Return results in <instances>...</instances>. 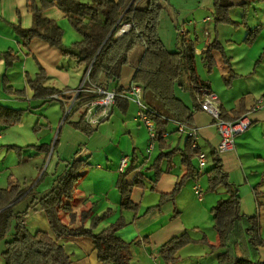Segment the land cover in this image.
<instances>
[{
    "label": "trees",
    "instance_id": "16d2710c",
    "mask_svg": "<svg viewBox=\"0 0 264 264\" xmlns=\"http://www.w3.org/2000/svg\"><path fill=\"white\" fill-rule=\"evenodd\" d=\"M256 1L264 2V0H246L239 7L244 8ZM132 2L133 0H90L89 2L40 0L41 6H38L34 0H29L28 9L33 15V24L28 29H18V35L26 48L33 40L39 39L60 50L63 57L75 63L76 69L83 70V78L89 72L84 85L86 90L108 87L112 82L111 84L116 85L115 89L120 94L125 91L120 86L123 69L129 64L133 51L139 47L144 48L145 52L138 64L133 83L142 87L144 92L152 94L174 121L196 127L194 113L198 109L202 110L205 92L212 91H210V82L203 80L197 72L195 41L184 39L183 50L170 51L159 33L164 10L161 1L135 0L133 4ZM213 6L216 26L231 25L239 28L243 25L230 17V11L235 7L232 0H214ZM53 7L58 8L69 19L72 27L82 37V41L70 47L63 45V29L55 21L44 17V12ZM125 24L132 25L131 31L117 38L116 34ZM261 30L260 26L249 29L244 42L252 45ZM200 57L209 73L217 67L218 57H220L225 64L224 70L228 71L226 81L230 82L232 78L237 77L232 69L230 58L225 54L224 46L219 40L207 42L202 48ZM16 59L15 56L9 58L7 67H10ZM184 73L189 80L188 92L194 103L193 108H190L175 93L176 86L186 90L181 82ZM46 79L47 73L41 67L34 78L28 77V85L34 92L35 99H46V103L54 100L52 96L59 95L60 100L61 98L68 99L69 102L73 100L74 96L64 95L62 91L46 86ZM4 87L8 93L22 94L9 87L6 80ZM97 98L98 96L92 92H81L76 99L77 105L65 117V123L70 124L86 137H91L95 132V126L87 124L84 116L79 115L76 121L72 119V116L77 114L79 106ZM116 104L127 107L128 102L118 97ZM66 112L67 110L65 114ZM246 112L245 104L241 100L238 110H234L232 114L221 111L220 118L233 121L244 116ZM23 113L24 110L0 104V126L7 128L20 123ZM151 119L154 121L156 131L154 142L159 151L153 164L148 168L154 172L153 185H156L162 174L172 171L173 158L177 153L181 154V165L185 169L173 192L161 195L159 204L154 207L159 208L165 201L174 200L189 180H196L201 176V170L195 166V161L203 152L199 143L196 148L193 147L192 139L189 137L182 151L177 147L172 148L164 138L169 120L156 114L155 111ZM38 126L41 125L37 123L35 129ZM57 143L58 138L52 153L55 152ZM30 147L37 148L39 152L45 154L47 159L52 144L30 145L25 148L13 147V149L22 156L23 149ZM211 157L212 166L208 168L207 165L202 174L208 179L207 190L215 192L223 188L228 197L218 201L211 209L213 227L217 235L216 244L209 243L206 236L201 239L202 243L209 245L212 251L222 250L217 260L218 264H264V259L261 258L264 239L260 235L259 216H248L241 212L239 190L229 180L218 150H213ZM164 161L167 162V167L165 171H162L161 166ZM87 165V161L82 159L69 162L50 191L41 197L37 196V188L43 177L30 191L19 182L11 183L7 188H0V242L5 240L12 229L14 230L3 252L4 264H76L63 242L82 238L90 239L92 250L97 252L102 264H131L132 244L122 241L117 236V233L128 225L124 216L120 215L115 223L96 232L95 229L99 224L112 215V210L108 209L97 214L93 205L79 213L74 210L78 185ZM137 169V159L133 156L116 183L120 194L119 210L132 212L134 221L140 217L138 216L139 206L132 201L133 190L146 189V178L143 173L136 174L132 181L127 180ZM45 174L46 172L43 176ZM151 189L154 190V187L152 186ZM22 205H26L24 210L17 211V208ZM37 206L38 211L45 214L50 232L42 230L31 232L28 229L24 217ZM154 208H149L148 211ZM64 216L67 222L64 221ZM192 243L200 242L193 239L188 232L183 233L163 244L159 248V256L165 264H177L180 260L179 252Z\"/></svg>",
    "mask_w": 264,
    "mask_h": 264
},
{
    "label": "crops",
    "instance_id": "0c3cea01",
    "mask_svg": "<svg viewBox=\"0 0 264 264\" xmlns=\"http://www.w3.org/2000/svg\"><path fill=\"white\" fill-rule=\"evenodd\" d=\"M34 1L38 6H41L40 0ZM164 1L165 6L167 7V15L170 16V20L172 21L175 29H185V34L181 35V37L188 41H192V37H195V53L197 56H200L202 51L200 45H205L207 42L211 41V39H217L221 42L218 30L219 25H214L213 20L205 22V20L211 15L207 14L204 16V14L209 12V10L214 12V0H199V4L196 6V11H192L190 3L184 4L183 2H180L179 8L181 9H177L176 7L173 8L170 6L168 0ZM232 1L235 5L234 8L241 9L242 7H239L240 4L244 3L246 0ZM256 4L262 5L260 6V10L264 11V2H256ZM28 6L29 0H0V84L5 85V80L8 86L12 88H14V84H26L27 96H30V99L35 100L34 92L29 87L27 80L28 77L34 78L41 67L47 73V79L45 81L46 86L56 88L59 91H62L64 95L74 96L75 98L77 90H79L81 85L84 83L83 74L80 84L73 88L71 86H74L75 84H70V73L73 70H83L76 69V65L73 61H69L63 57L60 50L52 47L44 41L35 39L28 48L23 45L22 39L18 35V29H28L33 24V15L29 11ZM256 9L257 8L255 7V10ZM198 10L201 11L203 15L202 13L196 15ZM44 17L55 21L63 29V45L65 47H70L74 43L82 41V37L69 23V19L65 17V15L58 8L53 7L46 10L44 12ZM251 26L252 28L244 27V29H253L255 24ZM257 26H260L262 30L252 45H247L244 42L245 38L242 41H235L234 34L230 33H226V35H224V38L227 40L226 44L221 42L224 46L225 54L230 58L232 69L237 77L232 78L230 82L226 81L228 71L224 70L226 72L225 75L227 76L224 75L223 79L225 82L223 86L219 87V89L215 88L213 84H211L210 80L206 81L210 82V91L219 97L221 102V111L226 112L227 114H232L234 110H238L242 100L247 111L245 115H247L251 120L248 130L236 138L234 150L219 153V155L222 160L224 170L228 173L229 180L238 188V190L242 186L247 188L244 196H242V191H239L241 198V212L248 216H259L260 235L264 239V110L256 112L252 111L255 103L263 98L264 75L256 71L254 66L251 67L255 57H257V54L260 51L262 53L264 52V20L262 19ZM160 28H163L162 24H160ZM161 29L160 36L162 34ZM200 33H204V35L202 36ZM120 34H123V31L120 32ZM167 36L170 41H173L174 37L172 33L171 35L167 33ZM232 45L233 48L229 50L228 47H232ZM183 48L184 46L182 47V50ZM144 52L145 49L139 47L131 54L129 64L123 69L122 79L120 82V86L123 90L126 91L134 84L133 77ZM13 56L17 57V59L11 63L10 67H7V64H9L8 59ZM236 61L238 63L240 62L241 65H245V67H238ZM252 78L261 84L238 83L239 81L245 82ZM111 83L112 82H110L108 87H103L107 89H115L116 85ZM3 85L2 88L5 89ZM185 88L187 91L183 90L180 86H176L175 93L190 108H193L194 103L192 97L190 92H188V87L185 86ZM231 91H234L232 92L233 94ZM2 94L4 93L2 92ZM11 98L12 97H4L3 99L0 95V104H4L13 109L25 110L22 107L16 108L14 105V103L22 100L21 97L15 99ZM37 100L39 101L37 102V106L35 108L31 106L29 107L30 112H40V116L43 118L45 116V113H43L45 108L51 107L54 114H62L63 123L61 131L58 133L56 150L52 153L56 141H50L51 135H49V133L53 130V124L51 121L47 130L49 132L42 138L40 137V139H37L36 141L31 139L28 143L24 144L20 141L17 142L18 144H22L20 145L21 148L30 145L39 146V144H52L50 156L52 158V156L57 152V161L55 164L57 170L60 168L62 161L65 162L61 174H53L54 179L50 189L54 185L57 178L64 173L69 162L74 159L86 160L88 168L86 167L87 169L83 170V176L79 182L76 193L77 202H75L74 210L80 212L81 210L93 205L94 211L97 214H101L108 209L112 210V215L116 212H120V215L124 216L128 225L121 229L117 233V236L122 241L132 244L131 264H165L159 256V248L173 237L188 232L190 230V226H193L191 227L192 230L200 228V225L198 224L189 226L187 221L184 219L185 216L183 217V214L189 208H194L196 203L204 204L205 202H209V194H206L207 199H205L203 194V199L199 200L198 197L195 196L194 191V187L196 185L200 186L202 189V179L205 177L202 174L205 170L201 171V176L198 179L189 180L184 188L177 193L174 200H167L159 208H154L159 204L162 194H170L173 192L178 180L185 173V169L181 165V154L177 153L173 158L174 167L172 171L167 174H162L156 185H153L152 181L154 180V172L148 170V168L153 164L159 154V151L157 149V145L155 144L154 149L157 151V154L155 158L152 159L150 156L153 151L151 153H147V146L150 143V139L147 140V145L144 146L143 149L139 146L141 145V142L137 137L142 138V135L147 134V130L145 131L141 128V123L137 120L140 108L136 102L123 98V100L128 102L127 107L115 104L110 118L95 126V132L91 137H86L84 134L68 124V127L66 128V136L61 142L62 131L65 129L67 124L65 123V111L70 108L72 101L69 102L68 99L65 100L64 98H61V100L54 99L51 102L47 101L46 103V99ZM30 101L31 100H29V102ZM143 102L148 108L155 111L156 114H160L169 120L167 134L164 137L165 141L172 148L177 147L182 151L186 145L187 136L178 132L177 128L179 123L172 119L171 115L167 113L162 104L152 94L144 92ZM76 116L79 115L76 114ZM47 118L49 119V117ZM78 119L79 117L77 120ZM194 122L200 133L199 147L201 152L207 155V165L208 168H210L212 166L211 153L213 150L218 149L220 144V135L215 126L213 117L209 113L198 109L194 113ZM170 123L175 124L173 130H170ZM0 129L3 130L5 128L0 126ZM123 136L126 137L124 138V141L123 138H120ZM69 140H73V142L78 146V151L71 157L70 161H66L68 159L65 160L63 158L65 156V150L66 147H68L67 142ZM123 142L124 144H122ZM113 143L115 147L120 148V150L114 152L106 151L104 159L100 158L101 161L93 163L91 157L95 156L96 153L101 154L105 150H108L109 146ZM58 149H61V151ZM140 150H143L142 153H147L148 157L143 155V157H140L138 155L139 152H141ZM42 155H44V160L48 159L45 158L44 153ZM42 155L36 160H41ZM133 156L137 159L138 169L135 173L131 174L127 180L132 181L134 176L138 173H143L146 178V189L137 188L134 189L132 193V201L139 206L138 216L140 218L135 221L134 214L132 212H121L119 210L120 194L116 189L117 180L122 174L120 170L121 159L126 157L130 162ZM256 159L261 160L262 163L257 165L255 163ZM105 160H107L108 163H106ZM195 166L198 168L197 159L195 161ZM166 167L167 162L164 161L162 163L161 170L165 171ZM261 167H263V169H261ZM92 172L96 175V177H93L88 181L87 179L90 177L89 175ZM89 182L92 183L93 188H91ZM101 186H105V189ZM152 186L154 187V190L151 189ZM206 186L208 189V185ZM50 189L48 191L37 190V196L41 197L42 195L48 193ZM212 194L216 195V201L215 203H212V205H209V203V206L207 205L208 208H210V214H212L211 209L218 203V201L228 197V194L223 188L212 192ZM149 208L154 209L148 211ZM33 209L34 210L32 211L43 213L38 211V206ZM199 232L200 231L197 233ZM216 239V236L214 238H210V240H214L213 242H216ZM136 242H138V244H135ZM63 243L66 246L67 251L72 255L76 264H102L98 259L97 252L93 251L91 248L86 249L81 240H65ZM193 249L194 250H191V252H196V248ZM220 254L221 251L218 250L214 252L212 258L217 260ZM189 257H191V255H189ZM261 258L264 259V248L261 250ZM191 264H194V262Z\"/></svg>",
    "mask_w": 264,
    "mask_h": 264
},
{
    "label": "rangeland",
    "instance_id": "374dc122",
    "mask_svg": "<svg viewBox=\"0 0 264 264\" xmlns=\"http://www.w3.org/2000/svg\"><path fill=\"white\" fill-rule=\"evenodd\" d=\"M83 2H89L90 0H81ZM163 6L165 7L163 14H162V20L161 23L163 28L162 30V34L160 37L163 38L164 43L166 45V47L172 51V52H178L180 50H182L183 47V43H184V39L183 37H181L180 32L184 31L185 34V29H181L178 28V30L175 29V27L172 24V21L170 20V16L167 15V10H166V6H165V1L161 0ZM170 6H172L173 8L176 7L177 9H181L179 8V4L180 2H183L184 4L186 3H190V6H192V11H196V6H198L199 4V0H168ZM257 2V1H256ZM256 2L250 3L247 6H245L244 8L242 7L241 9L239 8H232L230 11V17L233 19V21L235 22H239V23H243V25L239 26L240 28H236L235 26H231V25H219L218 30H219V34H220V40L221 42L226 44V39L224 38V35H226V33H230V34H234L235 37V41L238 40H243L244 38H246L248 30L244 29V27H251V25L255 24V26L257 27V25H259V22L263 19L264 20V11L260 10L262 5H257ZM260 3V2H258ZM263 3V2H261ZM255 7L257 8L255 10ZM202 13L201 11H197L196 15ZM213 13L212 11L209 10V12L205 13V15L209 14L211 15L209 18H211V20L214 21L213 18ZM203 15V13H202ZM69 21V20H68ZM70 23V21H69ZM247 23V24H245ZM71 24V23H70ZM214 25H215V21H214ZM255 26L253 27V29L255 28ZM215 27V26H214ZM160 29H159V33H160ZM173 35V41L168 39L167 33L169 35H171V33ZM201 34V33H200ZM202 36L204 35V33L201 34ZM161 38V39H162ZM192 40H195V37H192ZM211 41H213V39H211ZM228 45V44H227ZM201 48L204 47V45H200ZM232 47H228V49L230 50ZM264 53V52H263ZM263 53L260 51L257 54V57H255V60L253 61V64L251 67L254 66V68L256 69V71H258L259 73H262L264 75V55ZM263 55V56H262ZM197 62V72L198 74L202 77V79L204 80H210L211 84H213V86L217 89H219L220 86H223L224 84V75L226 74V72L223 69L224 61L218 57V65L216 68L213 69V71L211 73H209V71L204 67L201 57L197 56L196 59ZM237 63L238 67H245V65H241L240 62ZM82 74L83 71H77V70H73L70 73L71 76V80H70V84H75L74 86H71L73 88L77 87L78 84H80L81 78H82ZM227 76V75H225ZM1 79V78H0ZM84 81V78H83ZM181 82L182 85L184 86H189V80L187 77V74L184 73L183 77L181 78ZM236 83V82H235ZM239 84H261L259 82H256L254 80V78L249 79L248 81L242 82L239 81ZM237 84V83H236ZM3 84H0V95L3 97H12L11 99H15V98H20L21 97V101L14 103V105L17 107H22L24 108V113H23V117L20 123L14 125V126H10L7 127L5 129H0V133H1V139H0V188H7L11 183H15V182H19L22 186L28 187L29 191L32 190L40 181V179L43 177V180L39 183L37 190L39 191H48L52 185V181H53V174H61L65 162L62 161V163L60 164V168L57 170L56 168V161H57V152L52 156L49 155L47 160H44V155H42L43 153H39L37 152L38 149L34 148V147H30V148H26L23 149L22 152V156L19 155V152L15 149H13V147H21L20 145L22 144H18L17 141H20L21 143H28L29 140H37L40 139V137L42 138L44 135H46L49 131L48 130V126L49 123L51 121V123L53 124V130L52 132L49 133V135H51V140L56 141V139L58 138V133L61 131V126H62V114L59 113L58 115L53 113V110L51 109V107H46L45 111L43 113H45L44 117L42 118L40 116V112H30V106L35 108L37 106V102L39 100L35 99L32 100L30 99L27 94H26V84H14L13 85V90L15 91H19L22 92V94H11L6 92V90L4 88H2ZM4 87V85H3ZM235 90V89H234ZM2 92L4 94H2ZM234 91H231V93ZM233 94V93H232ZM10 99V98H9ZM29 100H31L29 102ZM4 105V104H3ZM13 105V106H14ZM6 106V105H4ZM8 107V106H7ZM54 107V106H52ZM27 109V110H26ZM20 110V109H19ZM78 114V113H77ZM66 115V114H65ZM79 115V114H78ZM49 117V119L47 118ZM79 116L73 115L72 119L73 120H77ZM60 118V121H59ZM39 121V125H43V126H38L35 129L36 124ZM137 124V123H136ZM170 130H173V127L175 126V124L170 123ZM68 127V124H66L65 129L62 131V135H61V142L63 141V138L66 136V128ZM141 128H143L147 134L146 135H142L143 137H137L139 139V141L141 142L140 148L143 149L144 146L147 145V140L150 139V133H149V129L148 127L144 124L141 123L140 125ZM4 128V127H3ZM43 132V133H42ZM48 135V136H49ZM124 138L126 137H120ZM68 147H66L65 150V156L63 159H68L66 161H70L71 157L74 156V154L78 151L77 150V145L73 142V140H69L67 142ZM66 144V145H67ZM124 144V142L122 143ZM150 144V143H149ZM149 144L147 147H149ZM17 145V146H15ZM63 145V144H62ZM40 146V144H39ZM65 146V145H64ZM27 147V146H26ZM25 148V147H24ZM34 148V149H33ZM64 148V147H63ZM62 149V148H61ZM61 149H58L61 151ZM120 150V148H116L114 143L109 146L108 150H105L103 153L98 154L96 153L95 156H92L91 159L93 161V163H97L98 161H101L100 158L104 159V154L106 151L109 152H114V151H118ZM141 152H139V156L143 157L146 156L148 157L147 153H142L143 150H140ZM131 153V152H130ZM157 154V151L154 149L150 158L154 159L155 156ZM42 155V159L41 160H36L37 158H39V156ZM143 155V156H142ZM52 159V160H51ZM106 163H108L107 160H105ZM255 163L257 165L261 164L262 161L259 159H256ZM96 165V164H95ZM88 166V165H87ZM88 168V167H87ZM85 167V169H87ZM261 169H263V167H261ZM46 172L45 176L44 173ZM148 173V171H147ZM53 175V176H52ZM90 177L87 179L88 181L91 180V178L96 177V175H94V173H90L89 175ZM98 178V177H97ZM87 181V182H88ZM90 183V182H89ZM106 183V182H104ZM91 188L92 187V183H90ZM208 182H207V177L205 176L202 179V193L205 196V199H207L206 194H209V202H205L204 204L201 203H196V206L194 208H189L184 214L183 217L184 219L187 221L188 225H193V224H198L200 225V228H195V229H191L190 226L189 227V234L193 237V239L197 240L200 243H192L186 247H184L180 252L179 255L180 260L178 261L177 264H191L194 262V264H218L217 260L212 258V255L214 254V252L216 251H221L220 249H216L214 251H212L213 249L211 247H209V245L202 243V238L204 236H208V241L209 243L213 244L216 242H213L214 240H210L211 237H217L216 235V231L214 230L213 227V219L211 220L212 214H210V208H208L209 205H212V203H215L216 199H215V194L213 195L212 192L209 193V191L207 190V186ZM104 187L105 186H101ZM117 189V188H116ZM118 191V190H117ZM239 191H242V196H244V193L247 191V188L245 186H242L241 188H239ZM195 196H197L195 194ZM75 202H77V196L75 199ZM209 203V205H208ZM75 205V204H74ZM208 205V206H207ZM24 206L26 205H22L21 207L17 208V211H23L24 210ZM208 209V210H207ZM79 213V212H78ZM120 212H116L114 215L108 217L106 220L102 221L99 226L95 229L96 232H100L102 231V229L110 226L111 224L115 223L117 221V219L119 218ZM24 221L27 223V227L31 232H36L38 230H42V231H47L50 232V226L48 223V220L45 216L44 213H37L35 211H29V213L24 217ZM64 221L67 222L66 217L64 216ZM13 229L9 232V234L7 235V237L5 238V240H3V242H0V264H4V259H3V252L6 250V242L11 240L12 235H13ZM198 231H200L199 233H197ZM206 236V237H207ZM83 243H84V247L87 249L91 248L92 249V245H91V241L89 238H82L80 239ZM201 240V241H200ZM217 241V239H216ZM193 248H196V252H191V250H194ZM189 255H191V257H189Z\"/></svg>",
    "mask_w": 264,
    "mask_h": 264
},
{
    "label": "built area",
    "instance_id": "2783aa9c",
    "mask_svg": "<svg viewBox=\"0 0 264 264\" xmlns=\"http://www.w3.org/2000/svg\"><path fill=\"white\" fill-rule=\"evenodd\" d=\"M211 18H207L205 22H209ZM132 25L125 24L116 34V37H120L123 34H127L131 31ZM123 31V34L120 32ZM181 34H184V31H181ZM89 76V72L84 78V83L81 85L80 89L77 90L75 98L71 102L70 108L67 110V116L70 111L77 105L76 99L81 92H92L98 96L97 99L92 100L89 103L83 104L78 108V114L84 116L85 121L87 124L91 126H97L100 123L104 122L105 120L109 119L111 116V112L113 107L116 104V99L118 97H123L126 99L133 100L139 105L140 112L137 115V120L140 123H144L150 133L151 142L147 149L148 153H151L155 148V139H156V131H155V124L153 119H151V115H153V111L150 110L143 102V88L133 84L130 88L124 91L122 94L118 93L116 89H106L102 87L94 88L93 90H86L84 88L85 82ZM55 100H60L59 95L52 96ZM220 99L219 97L212 92H205V98L202 103V110L209 113L213 119L215 120V126L218 130L220 135V144L218 146V152L224 153L233 151L235 148V140L236 138L241 135L242 133L246 132L250 127L251 120L247 115L242 116L239 119L233 121H227L220 118L221 111H220ZM264 110V98L258 100L252 111H261ZM178 132L183 134L192 139L193 147L196 148L198 146L200 140V133L197 127H189L185 124H178ZM199 169L204 171L207 168V155L205 153H200L197 157ZM129 164L128 158L121 159V172L123 173L124 170L127 168ZM195 194L197 195L199 200L203 199V193L200 186L196 185L194 187Z\"/></svg>",
    "mask_w": 264,
    "mask_h": 264
},
{
    "label": "water",
    "instance_id": "95a60500",
    "mask_svg": "<svg viewBox=\"0 0 264 264\" xmlns=\"http://www.w3.org/2000/svg\"><path fill=\"white\" fill-rule=\"evenodd\" d=\"M135 0H133V2H134ZM133 2H132V4H133ZM9 207H11V206H9Z\"/></svg>",
    "mask_w": 264,
    "mask_h": 264
}]
</instances>
